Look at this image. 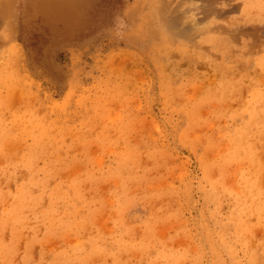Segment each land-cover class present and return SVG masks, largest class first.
I'll return each mask as SVG.
<instances>
[{"label":"rangeland","instance_id":"obj_1","mask_svg":"<svg viewBox=\"0 0 264 264\" xmlns=\"http://www.w3.org/2000/svg\"><path fill=\"white\" fill-rule=\"evenodd\" d=\"M0 264H264V0H0Z\"/></svg>","mask_w":264,"mask_h":264}]
</instances>
